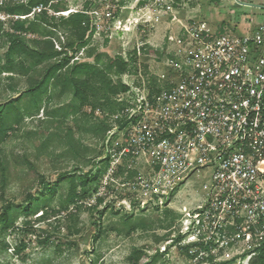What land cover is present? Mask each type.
Here are the masks:
<instances>
[{"label": "rangeland", "instance_id": "rangeland-1", "mask_svg": "<svg viewBox=\"0 0 264 264\" xmlns=\"http://www.w3.org/2000/svg\"><path fill=\"white\" fill-rule=\"evenodd\" d=\"M67 1L69 11L88 9L90 13V29L85 41L69 46L73 37L58 27L51 37L26 34V43L40 48L45 39H51L55 49L63 50L62 56L65 53L73 56L72 63L92 62L113 80L121 78L136 88L142 86L144 79L147 83L154 79L159 87L166 85L163 76L168 74L172 59L176 58L178 40L185 34L184 25L194 20L205 21L212 28L213 24H230L232 29L225 31L236 35H245L256 29L251 28L252 21L241 20V11H231L229 6L219 9L217 0ZM69 11L58 13V20L50 21L51 28L56 30L54 26L60 24L59 17ZM2 19L0 103L28 89L44 75L48 66V63H42L27 72V69L15 73L3 70L10 42L6 34L14 32L16 18H7L0 12V21ZM119 56L130 62V71L120 77L116 68L111 70L108 66L111 58ZM15 58L27 66L30 63L20 53ZM72 98L73 89L69 87L53 90L47 99L48 108L50 111L57 109L71 102ZM113 114L103 98L100 102L92 99L83 106L77 116L79 125L72 115L45 119L46 115L41 111L38 116L27 117L16 125L13 133L0 144V160H6L9 166L6 185L2 182L0 169V212L7 200L26 203L29 193L40 194L43 178L54 184L65 171L78 175L101 172L99 183L89 185L90 194L80 202L81 207L69 205L64 208L61 205L69 192L67 181L57 186L54 195L45 191L40 206L47 209V213L43 216L42 212L34 214L27 223L23 217L19 219L16 229L9 230L4 238L7 248L2 249L0 243V264H228L231 259L233 264H253L254 256L247 258L245 245L216 251L213 260L192 255L199 247L188 245L187 236L182 233L178 222L182 214L180 209L201 201L208 189L209 174L200 172L189 179L167 208L152 210L149 207L146 210L131 202L134 196L132 186L122 172L117 173L121 163L112 165L111 147L120 137L117 134L112 137L110 133ZM104 123L109 126L105 134L96 135L83 129L90 124ZM68 127L74 129L82 155H77L59 137ZM140 164L142 160L137 165ZM124 165L128 167V163ZM99 196L103 197V202L92 209L91 205L97 204ZM106 205L110 207L105 213L98 212ZM166 209L173 211L166 215ZM126 220L130 221L127 223ZM143 220L146 224L136 227L137 222ZM18 247L20 249L16 251ZM155 257L157 259L153 262Z\"/></svg>", "mask_w": 264, "mask_h": 264}, {"label": "built area", "instance_id": "built-area-1", "mask_svg": "<svg viewBox=\"0 0 264 264\" xmlns=\"http://www.w3.org/2000/svg\"><path fill=\"white\" fill-rule=\"evenodd\" d=\"M184 31L166 85L152 93L144 79L118 95L112 165L138 170L127 183L146 210L167 208L189 179L209 174L201 201L180 209L181 231L199 247L192 255L245 245L250 258L264 243V24L236 35L194 20Z\"/></svg>", "mask_w": 264, "mask_h": 264}, {"label": "trees", "instance_id": "trees-1", "mask_svg": "<svg viewBox=\"0 0 264 264\" xmlns=\"http://www.w3.org/2000/svg\"><path fill=\"white\" fill-rule=\"evenodd\" d=\"M66 11H69L67 0H0V12L7 18H16L14 22L15 33L7 32L6 34L9 36L10 42H8V48L5 52L6 62L3 70L15 73L17 71L22 72V69H27V72L34 66L48 63L44 75L39 80L30 84L29 88L20 95L0 103V144L6 141L9 135L13 133L16 125L21 124L27 117L38 116L41 111L46 115L45 119H58L65 115H72L75 117L77 125H79L80 122L77 116L81 113L83 106L92 101V99L100 102L103 98L112 113L124 106V103L119 101L117 97L119 94L128 92L131 86L123 82L121 78H118L119 80L117 81L113 80L109 74L105 73L104 70L101 71L92 62L76 61L72 63L73 56L67 53L62 56L63 50L55 49L51 39H45L43 46L40 48L31 47L26 43V34H41L51 37L55 31H58V27L64 29L65 33L70 32L73 37L71 40L69 39V46L73 47L76 42H84L90 29V13L88 9L69 11L59 17L60 24L54 26L56 30L51 28L53 26L50 21L58 20L57 14ZM3 25L4 19L0 21V37ZM19 53L30 62L28 66L24 61L16 60L15 57ZM108 66L111 70L116 68V74L119 77L130 71V62L125 60L123 56L111 58ZM148 85L152 93L161 89V87L156 86L154 79H149ZM64 87L73 89L71 102L50 111L47 99L50 98L53 90L64 89ZM83 129L86 132L98 135L100 133L105 134L109 126L105 123L103 125L90 124L89 127ZM59 137L77 155H82V147L73 128L68 127L66 133L61 134ZM124 164H127V160H125ZM124 164L118 167L117 173L122 172L126 180H134L138 170L129 169ZM0 169L3 176L2 182L6 185L9 182V166L6 160H0ZM100 178L101 172L89 171L78 175L77 172L65 171L59 175L54 184L43 178L40 194L29 193L26 197V203L7 200L2 206L3 210L0 212V237H3L2 242L0 241L2 244L1 248H7L4 238L9 230L16 229L21 217L27 223L30 216L39 212H42L41 216L47 213V209L45 210V208L40 206V200L45 195V191L54 195L57 186L67 181L70 184L69 192L61 205L64 208L69 205L81 207L82 204L80 202L85 201L90 194L91 188H88L89 185L91 187L93 185L96 186ZM97 199V204L91 205L92 209H96L103 202V197L99 196ZM109 207V205L103 206L98 212L103 214ZM171 211L173 210L166 209L164 213L167 215ZM129 221L126 220L127 223ZM145 224V220L139 221L136 227H142ZM18 249L20 247L15 250L18 251ZM138 251L142 252L141 250ZM256 252L253 264H264V243L256 247ZM156 259L157 257L154 258L153 262ZM213 259L210 258L209 260ZM233 263V259L228 261V264Z\"/></svg>", "mask_w": 264, "mask_h": 264}, {"label": "crops", "instance_id": "crops-1", "mask_svg": "<svg viewBox=\"0 0 264 264\" xmlns=\"http://www.w3.org/2000/svg\"><path fill=\"white\" fill-rule=\"evenodd\" d=\"M221 6L228 8L232 11H241L243 16L241 20L245 22L246 20L252 21L251 28H257L264 24V0H217V7L220 9ZM229 9L227 11H229ZM215 11V9L213 10ZM212 12V11H211ZM234 13V12H233ZM242 21V22H243ZM242 23L245 27L246 23ZM215 30L225 31L230 30V24L224 25H212ZM250 28V26H249Z\"/></svg>", "mask_w": 264, "mask_h": 264}]
</instances>
